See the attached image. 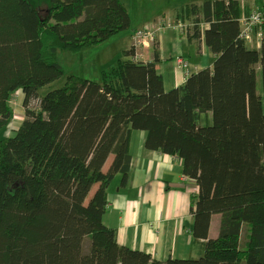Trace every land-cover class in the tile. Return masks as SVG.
<instances>
[{"label":"trees","instance_id":"1","mask_svg":"<svg viewBox=\"0 0 264 264\" xmlns=\"http://www.w3.org/2000/svg\"><path fill=\"white\" fill-rule=\"evenodd\" d=\"M49 2L0 0V130L19 90L25 113L0 140V264H264V90L256 71L261 63L264 76V49L241 38L239 2L186 7L193 37L216 58L170 91L156 62L135 61L130 48L98 81L70 74L41 97L65 75L59 53L83 52L131 23L123 0ZM202 23L210 25L203 32ZM135 130L146 132L147 149L182 159L196 180L199 258L156 260L120 245L103 224L109 185L117 174L128 182ZM214 214L220 232L210 238Z\"/></svg>","mask_w":264,"mask_h":264},{"label":"crops","instance_id":"2","mask_svg":"<svg viewBox=\"0 0 264 264\" xmlns=\"http://www.w3.org/2000/svg\"><path fill=\"white\" fill-rule=\"evenodd\" d=\"M137 1L140 6V22L132 30L131 23L124 29V33L130 37L124 51L133 49V36L137 30L157 28L155 39L148 47L133 49L134 60L156 62V70L163 78L165 91L182 85L190 74L213 67L216 55L203 40L193 37L194 17L186 16L189 4L201 5L206 0ZM237 1L240 20L264 7V0ZM209 26L208 23H202L200 29L203 32ZM246 45L252 49H264V27L254 28ZM96 55L105 66L115 60H107L106 50L98 51ZM179 58L186 61L189 67L179 66ZM256 71L257 90L263 96L261 63L256 65ZM23 120L14 127L15 131ZM145 140V131L132 132L128 182L123 184L122 174H117L109 185L108 207L103 216V224L116 230L120 245L146 252L156 260L199 258L204 253V241L195 240L191 232L194 225L192 196L199 192L196 180L183 173L182 159L147 149ZM112 161L113 156L105 163V172L109 171ZM97 188L95 185L93 191ZM220 223L221 215L214 214L209 229L210 238L219 235Z\"/></svg>","mask_w":264,"mask_h":264},{"label":"rangeland","instance_id":"3","mask_svg":"<svg viewBox=\"0 0 264 264\" xmlns=\"http://www.w3.org/2000/svg\"><path fill=\"white\" fill-rule=\"evenodd\" d=\"M147 1V0H146ZM34 7H46L50 2L49 0H29ZM127 6L131 17V30L134 29L140 22V6L137 0H123ZM121 31L117 35H114L111 39L103 41L101 44L88 48L80 53H59L58 62L63 66L65 75L60 79L52 82L48 86L42 87L39 90L40 96L45 95L47 92L62 87L66 81V78L70 74L80 75L88 79L99 80L100 72L102 68H107L110 65L116 63V61L123 56V51L128 47L129 35ZM124 33V34H123ZM122 34V35H121ZM106 50L107 60L111 58L114 60L111 64L105 66L98 59L96 53L98 51ZM11 106L13 108V119L8 127L0 130V140L14 135L17 123L15 118L18 116L19 120L24 119V107H23V93L21 90L17 91L11 99ZM32 108H37L36 101L31 103Z\"/></svg>","mask_w":264,"mask_h":264},{"label":"built area","instance_id":"4","mask_svg":"<svg viewBox=\"0 0 264 264\" xmlns=\"http://www.w3.org/2000/svg\"><path fill=\"white\" fill-rule=\"evenodd\" d=\"M241 38L245 41L251 38L252 32L256 27H264V7L253 11L251 14L240 20ZM181 27V25H180ZM157 28H144L137 30L133 36V49L148 47L155 39ZM136 59V58H135ZM179 66L188 68V63L182 58L177 60ZM39 105L40 99L35 100Z\"/></svg>","mask_w":264,"mask_h":264},{"label":"bare ground","instance_id":"5","mask_svg":"<svg viewBox=\"0 0 264 264\" xmlns=\"http://www.w3.org/2000/svg\"><path fill=\"white\" fill-rule=\"evenodd\" d=\"M20 118H18V116L15 118V123H17L18 125L20 124L21 120H19Z\"/></svg>","mask_w":264,"mask_h":264}]
</instances>
